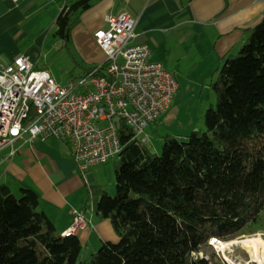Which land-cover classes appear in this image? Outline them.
<instances>
[{
    "label": "trees",
    "instance_id": "trees-1",
    "mask_svg": "<svg viewBox=\"0 0 264 264\" xmlns=\"http://www.w3.org/2000/svg\"><path fill=\"white\" fill-rule=\"evenodd\" d=\"M95 2L67 0L53 32L64 47ZM211 88L217 108L206 111V129L167 135L160 155L122 124L116 194L100 189L95 198L119 240L103 242L88 261L79 236L57 230L35 190L16 195L0 184V264H228L212 238L264 233V17Z\"/></svg>",
    "mask_w": 264,
    "mask_h": 264
},
{
    "label": "crops",
    "instance_id": "crops-1",
    "mask_svg": "<svg viewBox=\"0 0 264 264\" xmlns=\"http://www.w3.org/2000/svg\"><path fill=\"white\" fill-rule=\"evenodd\" d=\"M66 2L0 1V66L25 55L39 67L33 59V47L27 44L31 40L38 42L53 28ZM123 12L135 20L133 44L147 45L151 57L157 55L163 60L154 62L169 65L165 67L170 71L173 68L178 79L199 81L213 78L224 60L241 49L264 17V0H96L72 33L73 46L87 64L106 60L94 34L108 27L105 16ZM171 107L158 120L166 117ZM158 120L150 127L157 125ZM152 130L156 132L155 128ZM50 141L37 139L31 145L17 141L1 148L0 184L8 185L16 195L22 188L35 190L40 196V209L61 234L73 225L74 211L84 214L87 227L77 233L83 248L94 251L98 240L117 242L111 221L100 217L95 201L90 205L84 199L86 179L73 161L69 146L56 139ZM12 148L16 149L14 155ZM90 170L87 178L94 181Z\"/></svg>",
    "mask_w": 264,
    "mask_h": 264
},
{
    "label": "built area",
    "instance_id": "built-area-1",
    "mask_svg": "<svg viewBox=\"0 0 264 264\" xmlns=\"http://www.w3.org/2000/svg\"><path fill=\"white\" fill-rule=\"evenodd\" d=\"M105 22L108 27L94 36L106 60L76 83L56 82L25 55L0 66V149L17 141L31 145L56 139L69 146L85 176L122 154V124L134 140L149 141L146 129L171 107L178 84L170 70L151 60L147 45L132 43L135 20L129 13L107 15ZM87 223L84 214L74 211L73 225L63 235H77Z\"/></svg>",
    "mask_w": 264,
    "mask_h": 264
},
{
    "label": "rangeland",
    "instance_id": "rangeland-1",
    "mask_svg": "<svg viewBox=\"0 0 264 264\" xmlns=\"http://www.w3.org/2000/svg\"><path fill=\"white\" fill-rule=\"evenodd\" d=\"M52 27L53 28L47 31L44 36H40L38 42L31 40L29 44H27L33 47L32 55L34 56V61H36L39 66L37 68L47 70L56 82L62 85H68L70 82H78L88 73L89 67H98L100 65L87 64L82 54L75 46H71L70 48L64 47L62 41L53 35L55 23ZM239 51L235 52L234 55H237ZM151 60L163 62L157 55H152ZM165 66L169 67L167 64H165ZM170 69H172L171 73L175 75V80L179 83L178 90L174 96L173 106L169 110L168 117H162L161 120H158L159 122L157 125L146 129V133L150 137L147 145L153 152L159 155L164 145V137L167 135H175L179 139H182L184 138L183 135H189L193 131L205 130L206 111L217 108V96L211 88V83L216 81L219 72H217L213 78L209 76L205 79L194 81L192 78L184 80L182 77L178 79V74L176 72L174 73L173 68ZM152 128H155L156 132H153ZM49 140L53 142L52 140L54 139ZM60 144H62V142H60ZM120 157V154H116V156L111 158L107 163L92 167L90 172H92L95 177L94 181H90L87 178L88 173H86L85 176L81 173L83 178L86 179L83 181L84 184L82 189L85 194L84 199H88L90 205L95 201L94 198L100 197L101 192L99 193L98 191L100 189H103L111 196L116 194L115 171ZM259 235L264 239L263 231ZM97 244L98 246L95 250H98L103 242L98 240ZM213 248L215 252L227 262L224 254L218 250L217 246H213ZM92 251L93 250L90 248H83L81 261H88ZM227 253L234 261L238 260L237 257L248 258L246 251L240 245L232 246L228 249ZM228 264L231 263L228 262Z\"/></svg>",
    "mask_w": 264,
    "mask_h": 264
},
{
    "label": "bare ground",
    "instance_id": "bare-ground-1",
    "mask_svg": "<svg viewBox=\"0 0 264 264\" xmlns=\"http://www.w3.org/2000/svg\"><path fill=\"white\" fill-rule=\"evenodd\" d=\"M215 245L231 264H264V239L259 234L246 236L232 242L220 241ZM235 245H240L246 251L248 258L237 257L238 260L234 261L227 251Z\"/></svg>",
    "mask_w": 264,
    "mask_h": 264
},
{
    "label": "water",
    "instance_id": "water-1",
    "mask_svg": "<svg viewBox=\"0 0 264 264\" xmlns=\"http://www.w3.org/2000/svg\"><path fill=\"white\" fill-rule=\"evenodd\" d=\"M115 122L118 124V127L120 126V119L119 118H116L115 119Z\"/></svg>",
    "mask_w": 264,
    "mask_h": 264
}]
</instances>
